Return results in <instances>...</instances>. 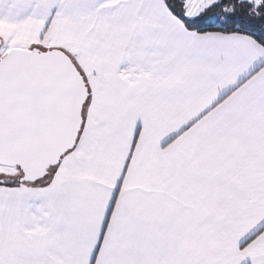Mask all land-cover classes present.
Here are the masks:
<instances>
[{"label":"snow or ice","instance_id":"obj_1","mask_svg":"<svg viewBox=\"0 0 264 264\" xmlns=\"http://www.w3.org/2000/svg\"><path fill=\"white\" fill-rule=\"evenodd\" d=\"M0 264H264V0H0Z\"/></svg>","mask_w":264,"mask_h":264}]
</instances>
